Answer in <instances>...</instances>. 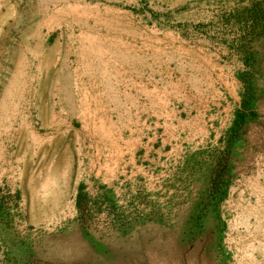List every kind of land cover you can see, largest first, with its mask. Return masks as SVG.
<instances>
[{"label": "rangeland", "instance_id": "1", "mask_svg": "<svg viewBox=\"0 0 264 264\" xmlns=\"http://www.w3.org/2000/svg\"><path fill=\"white\" fill-rule=\"evenodd\" d=\"M248 1L0 0V264H258L264 40L252 43V116L221 199L209 173L232 124L224 99L234 92L238 108L243 85L219 88L198 53L228 47L217 17ZM148 49L174 101L214 109L203 128L179 125L193 136H151L118 105L122 66ZM101 71L107 98L92 86Z\"/></svg>", "mask_w": 264, "mask_h": 264}, {"label": "crops", "instance_id": "2", "mask_svg": "<svg viewBox=\"0 0 264 264\" xmlns=\"http://www.w3.org/2000/svg\"><path fill=\"white\" fill-rule=\"evenodd\" d=\"M231 38L229 36L228 40L230 41ZM215 40L218 41V38L215 37ZM216 45L218 50H215L214 54H211L209 49L201 50L198 53H201L206 58L204 59L205 62L214 68L215 73H217L215 76L218 79L216 84L219 88L236 90L238 83L236 73L239 68H243L242 61H239L236 52L230 49L229 45L226 48H221V43H216ZM155 53V50H144L146 59L143 60V63L137 65V62L133 61L131 65L122 66L123 71L116 78L117 103L123 108V113L129 115L128 118L140 122L142 128L153 129L156 133H149L151 136L157 137L159 135L158 138H160L166 135L167 130H172L173 136H188L189 134L193 136V133L180 129L179 125L192 120L201 122L200 128H203L207 114H210L211 110L214 112V109L210 108V105L206 108L204 106L195 108V102H191L194 106L190 108L189 104L185 102L174 101L170 96V91L168 92L164 85L166 74L158 77L157 66L153 60ZM100 73V77L97 76V72L95 76H92L94 78L92 86L94 85L93 89H100L101 98H107L109 96L107 91L109 89V77H107V72H104V76L103 71ZM191 91L189 87H186L182 93L189 95ZM232 97L233 100H231V94L228 92L222 106H225L223 110L227 111L228 117H230L228 126H230L237 109L234 92ZM220 107L219 104L218 113L223 112ZM158 142L156 140L155 143L158 144ZM261 181L264 184V179ZM261 200H264V193H261ZM253 229H260V232L264 233V225L253 227ZM256 245L258 250L256 249L255 253L251 255L252 259L255 263L264 264V237H261L260 242H257Z\"/></svg>", "mask_w": 264, "mask_h": 264}, {"label": "trees", "instance_id": "3", "mask_svg": "<svg viewBox=\"0 0 264 264\" xmlns=\"http://www.w3.org/2000/svg\"><path fill=\"white\" fill-rule=\"evenodd\" d=\"M216 24L220 32L229 33L232 37L230 41L224 38L220 41L228 44L230 49H233L240 56L243 64V68L236 73V77L243 85L241 101L226 134V145L222 153L214 157L209 173L208 194L211 197L219 196L221 199L223 196L222 187H224L223 178L227 173L230 162L228 159L230 149L235 142L237 131L240 132L245 126L247 119L252 116V98L250 96L252 89L250 82L253 77L251 66L254 62L252 43L256 40H264V0H249L248 3L243 4V7L235 6L228 11L222 12L217 17ZM199 27V25L195 26L196 29ZM103 199L106 200V197ZM87 202V197L83 194V187L80 185L75 203L80 221Z\"/></svg>", "mask_w": 264, "mask_h": 264}]
</instances>
